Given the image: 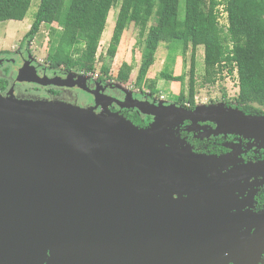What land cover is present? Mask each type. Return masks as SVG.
I'll list each match as a JSON object with an SVG mask.
<instances>
[{
	"label": "water",
	"instance_id": "water-1",
	"mask_svg": "<svg viewBox=\"0 0 264 264\" xmlns=\"http://www.w3.org/2000/svg\"><path fill=\"white\" fill-rule=\"evenodd\" d=\"M90 79L40 77L31 63L17 77L79 88L94 98L90 108L0 93V264H260L264 210L226 213L213 194L264 163L210 177L203 168L222 160L176 147L171 127L212 122L208 135L264 142V117L215 106L189 113L117 86L122 107L155 118L140 129L111 113L115 100Z\"/></svg>",
	"mask_w": 264,
	"mask_h": 264
},
{
	"label": "trees",
	"instance_id": "trees-1",
	"mask_svg": "<svg viewBox=\"0 0 264 264\" xmlns=\"http://www.w3.org/2000/svg\"><path fill=\"white\" fill-rule=\"evenodd\" d=\"M33 0H0V24L23 22ZM181 0H41L27 40L35 39L43 26L57 24L62 33L59 45L74 48L84 45L80 54L85 75H97L100 80H115L127 85L134 67L124 63L116 77L111 75V62L117 56L123 36L134 26L139 30L142 59L135 82L136 89H147L157 94V81L148 77L155 56L162 44H167L169 55L161 73L165 81L180 82L171 66L178 57L185 58L191 49L190 93L182 90L175 101L180 105L196 106V55L204 48L205 83L215 84L218 75L228 70L237 73L238 95L235 98L244 110L264 108V0H185L184 16L180 12ZM224 6L228 25L219 22V7ZM119 8L107 59L98 69V50L106 31L109 15ZM52 66L70 68L69 61L49 56ZM6 89L8 80H1Z\"/></svg>",
	"mask_w": 264,
	"mask_h": 264
},
{
	"label": "rangeland",
	"instance_id": "rangeland-1",
	"mask_svg": "<svg viewBox=\"0 0 264 264\" xmlns=\"http://www.w3.org/2000/svg\"><path fill=\"white\" fill-rule=\"evenodd\" d=\"M41 0H33L31 8L23 22L10 21L0 24V78L6 76V70L14 68V64L11 63L12 59H15V54L24 50L31 56L32 62H36L43 68H46L49 72L72 73L79 76H86L83 72V65L80 62L81 50L84 45L78 43L74 48H67L59 45V39L61 36V29L55 23L50 27L43 26L38 36L33 40H27V35L30 32L35 20V16L40 6ZM220 15L219 22L224 28L228 25L227 13L224 11V6L219 7ZM119 8H115L111 11L106 27V31L102 37L100 47L98 50V69L101 68L104 60L107 59V50L111 43L113 31L116 24ZM180 12L184 16L185 13V0L180 1ZM204 48H199L196 55L197 73L195 77L196 81V106L209 107L212 103H220L225 101L233 102L238 95L239 89L237 86L238 76L237 73L233 75L229 74L225 69L223 73L218 75L215 84L205 83V64H204ZM59 56L64 61H69L70 68L67 69L63 66H52L47 60L49 56ZM169 55V48L167 44H162L155 56V63L148 74L151 80L157 81V94L152 96L153 100L158 102L163 101L165 105H176L175 97L179 96L181 91H185V95L188 97L190 93V70L192 64V51L189 50L185 58L178 57L175 63L171 66L170 70H173L175 77L184 76L183 84L174 81H165L161 79V73L166 67L167 57ZM142 59V46L139 43V30L134 26H131L125 35L123 36L121 45L119 47L117 56L113 62H111V75L116 77L120 67L127 63L134 67L131 74V81L127 85H122L123 89L134 95V92L140 91L136 89L135 82L139 73ZM10 71V76H12ZM99 71L95 75H88L91 79L97 78ZM69 75V74H67ZM115 83V80H112ZM16 83L17 78H16ZM118 86L121 84H117ZM43 91L39 94H31L30 97L33 101H41L43 95L45 96L51 87H41ZM145 95L151 96V93L145 89L142 91ZM49 94V93H48ZM61 100L65 103L73 105H82L83 100L87 97L81 92L73 90H63L60 95ZM78 100V101H77ZM71 101V102H67ZM86 102V101H85ZM261 264H264L262 261Z\"/></svg>",
	"mask_w": 264,
	"mask_h": 264
},
{
	"label": "flooded vegetation",
	"instance_id": "flooded-vegetation-1",
	"mask_svg": "<svg viewBox=\"0 0 264 264\" xmlns=\"http://www.w3.org/2000/svg\"><path fill=\"white\" fill-rule=\"evenodd\" d=\"M16 58L11 60V63L14 64V68L6 70V76L0 78L1 80H8L9 83L6 84V89L2 90L0 88V93L6 97L10 92H14L16 98L20 100H30L31 94H39L42 86L30 83H16V78L20 70L27 64L31 63V66L36 69L37 74L40 77L55 78L61 77L66 78L70 73L59 74L57 72H49L46 68H43L41 65L36 62H32L31 56L28 52L20 50L15 54ZM12 71V76L9 78V73ZM118 83L109 80H100L99 77L95 79H90L87 83L88 87L93 91L96 87H100L101 95L115 100L108 109L111 113L117 114L120 117L130 121L133 125L140 129L150 127L155 118L144 115L139 112L137 109H126L122 107L126 100V95L124 92L119 89L117 86ZM1 86V82H0ZM52 89L45 96L43 95L42 100L50 101H60V95L63 90L69 88H58L49 86ZM45 87V88H49ZM70 90V89H69ZM74 92L78 91L85 95L87 98L83 100V104L80 105L82 108L94 107V98L91 94L86 93L79 88L71 89ZM133 100L140 102H149L154 103L156 106H159V102L153 100L152 95H145L142 91L134 92ZM131 99V98H130ZM78 101V100H77ZM86 101V102H85ZM71 102V101H67ZM177 107L184 108L189 113L196 111L197 106L191 107L190 105H180L177 103ZM170 106V105H163ZM212 107H218V109L223 110L228 114L235 115L236 112H241L245 116L250 117H264V108L259 107L256 110H244L239 107L236 100L233 102L225 101L220 103H212ZM101 109H97L99 113ZM218 128L217 124L212 122H198L196 124L185 121L179 124L176 127H171L175 136L178 138V143L176 147L180 149H188L196 155L213 157L218 160H222L219 164H210L208 167H204V170H207L211 173L210 177H217L221 175L228 174L229 172L235 171L237 169H242L246 166L257 165L264 163V142L255 140V139H245L238 135L234 134H220V135H208L212 131H216ZM171 147V146H170ZM217 175V176H216ZM249 179H245L240 183L228 184L222 187V189L213 195L216 196V199L219 201L220 208L222 209L224 205L228 207L226 213L232 208V213L241 212V213H252L258 214L264 210V169L253 172L248 176ZM207 196V195H205ZM250 215H247V217ZM262 261H264V256ZM262 263V262H261ZM260 263V264H261Z\"/></svg>",
	"mask_w": 264,
	"mask_h": 264
},
{
	"label": "built area",
	"instance_id": "built-area-1",
	"mask_svg": "<svg viewBox=\"0 0 264 264\" xmlns=\"http://www.w3.org/2000/svg\"><path fill=\"white\" fill-rule=\"evenodd\" d=\"M237 85H238V82H237Z\"/></svg>",
	"mask_w": 264,
	"mask_h": 264
}]
</instances>
